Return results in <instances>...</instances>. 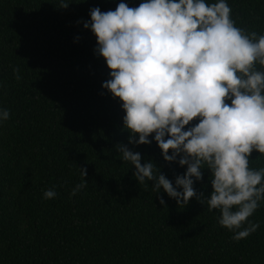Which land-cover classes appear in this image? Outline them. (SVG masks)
Returning <instances> with one entry per match:
<instances>
[{
    "label": "trees",
    "instance_id": "16d2710c",
    "mask_svg": "<svg viewBox=\"0 0 264 264\" xmlns=\"http://www.w3.org/2000/svg\"><path fill=\"white\" fill-rule=\"evenodd\" d=\"M120 2L0 0V109L9 112L0 122V264H264V200L247 218L257 230L233 240L218 209L195 198L177 206L118 158L116 145L127 144L170 181L185 171L163 161L154 142L128 144L121 102L101 88L109 70L82 24L90 8ZM225 2L243 35H264V0ZM79 168L86 185L70 195ZM249 168H264V154L253 150ZM211 178L203 169L193 185L205 199ZM48 189L55 198L43 197Z\"/></svg>",
    "mask_w": 264,
    "mask_h": 264
},
{
    "label": "clouds",
    "instance_id": "9594fccd",
    "mask_svg": "<svg viewBox=\"0 0 264 264\" xmlns=\"http://www.w3.org/2000/svg\"><path fill=\"white\" fill-rule=\"evenodd\" d=\"M229 14L225 0H140L136 7L121 0L114 10L90 8L82 27L109 70L101 88L121 102L128 144L154 142L163 161L185 171L170 181L127 144L116 145L118 158L134 167L138 184L153 181V192L177 206L195 198L218 209V223L238 241L259 227L247 218L264 200V168H249L253 150L264 154V71L253 69L257 60L264 65V35H243ZM8 118L0 109V122ZM203 169L212 177L206 199L193 187ZM79 172L70 195L86 185V169ZM55 196L54 189L43 193Z\"/></svg>",
    "mask_w": 264,
    "mask_h": 264
}]
</instances>
